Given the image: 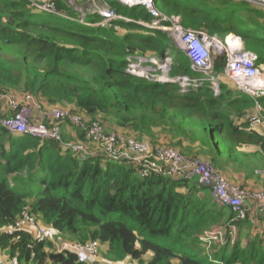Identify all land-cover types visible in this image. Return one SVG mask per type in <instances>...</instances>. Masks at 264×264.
Returning <instances> with one entry per match:
<instances>
[{"label":"trees","instance_id":"trees-1","mask_svg":"<svg viewBox=\"0 0 264 264\" xmlns=\"http://www.w3.org/2000/svg\"><path fill=\"white\" fill-rule=\"evenodd\" d=\"M37 1L0 0V95L40 94L63 111L75 107L83 113L81 120L83 115L89 117L86 125L103 126L111 118L119 127L142 134L158 122L176 126L190 136L191 145L199 147L185 154L207 162L228 184L233 183L231 166L249 179L255 163L264 162V133L251 128L249 121L236 125L250 110L264 118V96L252 99L224 87L218 97L209 89L180 96L175 84L154 83L126 72L132 57L165 53L166 34L139 24L154 20L142 6L102 0L126 20L101 26L96 13L81 22L68 0H44L53 5V12L38 9L33 4ZM155 7L164 15L179 16L184 30L222 40L229 34L240 37L244 49L256 56V64L264 66V9L251 10L247 4L225 0H158ZM243 10L255 29L240 18ZM225 64V56H213L216 72ZM178 75H194L187 57L173 66L172 76ZM25 98L28 105L35 102ZM179 116L188 130L203 128L189 133L177 124ZM60 134L62 143L101 149L72 123L62 126ZM62 143L12 135L0 126V264L13 258L18 264H89L67 250L57 251L55 244L91 241L99 243L101 259L112 263L214 264L206 252L207 232L227 239L233 227L249 222V216L264 224L257 199H247L234 211L203 201L201 186H192L188 178L142 176L131 161L115 162L99 153L82 160L84 153ZM245 146L258 147L260 153L243 155L240 149ZM240 187L264 194V189L248 184ZM25 208L51 229V239L39 242L34 228L8 229ZM262 243L240 248L237 241L226 264H264V253H257L263 250ZM103 246H107L104 251ZM211 251L214 255V246Z\"/></svg>","mask_w":264,"mask_h":264},{"label":"built area","instance_id":"built-area-1","mask_svg":"<svg viewBox=\"0 0 264 264\" xmlns=\"http://www.w3.org/2000/svg\"><path fill=\"white\" fill-rule=\"evenodd\" d=\"M244 1L258 2V4L264 6V0ZM125 2L129 5H142L147 9L154 18L151 24L152 26L146 25L149 28L161 31H167L172 28L174 32L178 33L179 37L176 39V44L179 46L182 53L191 61V69L195 73H202L210 77L207 80L213 83L214 86H217L214 76L212 75L208 58L209 49H215L214 43L217 42L216 37H208L203 32L184 30L180 24H178V17L161 14L155 8L154 0H126ZM33 4L43 11L53 12L54 10L53 5L44 0H38ZM97 14L103 18L99 23L101 26L107 25L113 20L120 18L108 8L99 9ZM172 23H174V26ZM255 60L256 57L252 53L244 52V55L240 57H228V65L226 68V74L234 80L238 88L254 98L264 95V74L261 72V68L256 66ZM151 61H156V59H152ZM159 61H161V59L157 60V62ZM137 62H139L140 65L141 60L138 59ZM166 65L168 64H161V66L156 67L155 70H161ZM137 66L136 63L132 62L128 65V68L132 73L146 76L144 69L136 70ZM155 70H151V72ZM168 81L177 83L180 91L185 93L201 87L205 79L178 76ZM23 102L24 105H21L19 102L17 106L12 109L15 112L13 116L0 119V126L12 135L24 134L33 138L52 139L62 143L60 129L58 127L43 123H29L23 115L25 111H28L30 114L38 111L42 112L41 106L36 102L28 105L27 98L23 99ZM25 106H29L30 109L25 110ZM60 114L73 125L80 126L81 129L86 132V138L101 148L99 149L95 146L94 150L86 149L85 151L81 144H77L80 146H72L70 143H62L65 147L70 148L74 152H83L84 155L82 156V160L86 155L99 153L115 162L122 160L131 161L142 176L155 174L163 177H170L172 179H183L192 175L197 177L199 184L210 185L209 188L211 189L214 200L221 206H229L232 207L234 211H238L240 207L244 205L246 199L252 198L254 200L257 199V202L261 203L264 207V194L260 195L256 192L250 193L237 186H230L225 178L217 173L208 163L201 162L192 156L184 157L180 152L171 148L147 145L143 140H139L134 136L126 135L124 137L122 134L104 133L98 122H92L86 125L85 120H81L80 117L69 114L68 111L60 109ZM37 120L42 121L43 119L37 118ZM258 120L264 126V118L260 117ZM22 227L34 228L38 234L39 242L51 239L52 237L51 229L47 226L37 224L36 216L30 213L29 208L23 209L15 225L8 227V229L12 231L15 228ZM214 235L219 236L220 233H209L207 237ZM56 250H67L73 253L79 262L89 264L101 262L99 256V243L96 241L86 243L59 242L56 245ZM8 264H18L17 259L13 258Z\"/></svg>","mask_w":264,"mask_h":264},{"label":"rangeland","instance_id":"rangeland-1","mask_svg":"<svg viewBox=\"0 0 264 264\" xmlns=\"http://www.w3.org/2000/svg\"><path fill=\"white\" fill-rule=\"evenodd\" d=\"M119 1L121 3H125L126 0H119ZM225 1L240 3L238 1H244V0H225ZM157 2H158V0L156 1V3ZM247 2L250 4V5H248V8L251 10L252 9L253 10H263L264 9L263 7H260L262 9H258V6H259L257 4L258 2H249V1H247ZM68 5L72 9H74L77 13H88V12H93L97 9L106 8L104 6L102 0H68ZM211 7L216 8L217 4H211ZM85 15H88V14H85ZM249 15L250 14L246 10H243L240 13V18L242 20H244L245 22H247L246 25L250 29H255L256 25L251 24L252 21L248 19ZM124 19H122V20L125 21ZM142 25H144V24H142ZM172 25L174 26V23H172ZM150 26H152V25H150ZM119 33L122 35V31H119ZM164 33H166V37L168 39V42L166 40V44L164 46L165 49L167 47V43H169V47L172 50H177L178 47L176 45V39L179 37L178 33L174 32V30H172V28L165 31ZM216 41L217 42L214 43L215 50H212L210 52L211 59H212V56L214 54H217V55L221 54V53H218L217 49H221V51L226 52V53L229 52L230 50H233V53H232L233 57H240V56L244 55V53H242V52H245V50L243 48V44L240 41V39L233 37V36H228V37H226L225 43H223V44L220 43V41L218 40L217 37H216ZM241 47H242V50H241ZM138 57H140V56H138ZM131 60H134L133 57L131 58ZM212 62H213V59H212ZM126 69H127V67H126ZM142 69L145 70L146 77L152 82H155V81L156 82H159V81L165 82V81L173 79L172 77H174V76H172L173 62L171 64L166 65L161 70H155L153 72H151L152 69L150 67H144L143 64H140V66L138 65L136 68V70H142ZM262 72L264 73V67H262ZM218 80L221 82V85H223L225 88H227L231 91H233V89L239 91L237 89L236 83L232 79H230L228 76L223 75ZM233 92H235V91H233ZM239 92H241V91H239ZM7 93L8 94L0 95V119H5L1 115L13 112L12 109L14 107H16L19 102L21 103V105H24L23 98L29 97V98L33 99L37 104H39L41 106V110H42V112L38 111V112H34L33 114H30L28 111L23 112V115L26 117V119L29 123L32 122V123L41 124V122L39 120H37V118H42L44 121L49 122L48 123L49 126L52 125L54 127H58L60 130H62V126L71 124V122L69 120L64 119L63 115L60 114V108H59L60 105L50 102L46 97H44L40 94H33V95L29 96L27 92H7ZM219 93L217 95H219ZM25 95H27V96H25ZM178 95H183V93L181 91H179ZM66 108H69L70 110H72V112L68 111L69 114L79 117L80 112H78L75 109V107L66 106ZM29 109H30L29 106H25V110H29ZM260 110H261V108H260ZM81 114H83V113H81ZM170 115L171 116L175 115V112L173 111ZM99 117H101V116H98V118ZM196 117H202V115H198ZM242 117L243 116L239 117V119L236 120L237 126H241L243 123H245V121H249L250 125L252 126L251 128H254L258 132L264 133V126L258 120L262 116L257 112V110L256 111L250 110L249 112H247L244 115L243 118ZM82 119L86 121L88 118L83 116ZM93 119L94 118H91L89 120H93ZM230 119H232V120L234 119L233 114H230ZM105 121L106 122L103 124V126L101 123L100 124H101L102 129L107 133L122 134V136H124V137L126 135L134 136V137L139 136L140 139H144L143 142L147 145L163 146V147L171 148V149H174V150H177L178 152H180L184 157H185V155H184L185 151H188L189 149H196V150L198 149L197 145H194V144L191 145V143H190L191 139H190L189 135L182 134L181 130L178 129L176 126H171L170 124L165 123V122L164 123L158 122L157 124L150 126L149 130L142 134L140 132L134 131L131 127H127V128L119 127L116 124V121L114 119L108 118ZM197 121L199 122V119H197ZM64 122H66V123H64ZM176 122H177V124L181 125V129H183L182 127H184V129L186 131H188L189 133H196L203 128V127L198 128L196 126H193L192 128H190L188 130L185 127V120L182 116H179V118L176 120ZM113 126H114V128H113ZM257 126H262L263 128L257 127ZM70 145L80 146V145L75 144L74 142H71ZM82 147L86 151V147L85 146H82ZM249 147H253V146L242 147L240 149L241 153L243 155H249L252 151ZM186 155L194 157V155H190V154H186ZM203 157H205V156H203ZM245 159H247V158L245 157ZM229 169L232 171V176H240L241 178L244 177L245 179L248 178V177H246L247 176L246 174L237 173V166H231ZM188 179L190 180L189 183L192 186L195 183H199L198 179L195 176L190 175V176H188ZM229 179L234 184L246 186V184L237 183L230 176H229ZM249 180H250V185H252L253 188L264 189V162L255 163L252 175L250 176ZM198 185L201 186V190H200L201 192H199V194L202 197H206V199H203V201L215 203L216 201L214 200V197L212 196L211 190L209 188L210 185L209 184H207V185L198 184ZM263 200H264V195H263ZM245 203H247L246 200L244 201V204ZM241 204H242V201H241ZM258 206L262 207L263 216H264L263 205L261 203H258ZM249 218L250 219H249V222L247 224H243L242 226L237 225L236 227H233L231 232H230V236L227 239H225L222 234L219 237L217 235L208 236V238L210 239L208 243H210V244H209L208 248H206V252H207L208 257L211 260V262H214V264H226L227 259L231 255L232 248L234 246H236L237 241H239V247L240 248H249V247H251V245H256L259 241L263 240L262 245L259 247V248H263V250L260 249L257 251V253L258 254H261L262 252L264 253V224L260 221H257L254 217L249 216ZM37 224L45 226L39 220H37ZM206 237L207 236H205L204 239H206ZM252 241H253V244H252ZM222 245H225L224 250L221 249ZM213 246H214V255L211 251V247H213ZM260 251H261V253H260ZM263 260H264V258H263ZM239 264H241V263H239ZM245 264H248V263L246 262Z\"/></svg>","mask_w":264,"mask_h":264},{"label":"clouds","instance_id":"clouds-1","mask_svg":"<svg viewBox=\"0 0 264 264\" xmlns=\"http://www.w3.org/2000/svg\"><path fill=\"white\" fill-rule=\"evenodd\" d=\"M156 1L157 0H154V6H155V4H156ZM238 2H240V3H242V4H247V5H250L247 1H238ZM249 2H253V1H249ZM125 5H127V6H130V7H132V6H142V5H129L128 3H124ZM258 4V3H257ZM259 6H258V9H262V8H260V7H263L264 8V6H262V5H260V4H258ZM144 9H146L144 6H142ZM156 8V7H155ZM157 9V8H156ZM99 9H97V10H95V11H93V12H88V13H78L80 16H81V22L83 21V17L84 16H86L85 14H93V13H96L97 14V11H98ZM147 10V9H146ZM158 10V9H157ZM159 11V10H158ZM160 12V11H159ZM82 14H84V15H82ZM162 14V13H161ZM98 15V14H97ZM164 15V14H163ZM99 16V15H98ZM119 16V15H118ZM171 16H174V15H171ZM100 18H101V21H102V17L101 16H99ZM120 18L118 19V20H122V19H124L123 17H121V16H119ZM152 17V16H151ZM174 17H178V19H179V21H178V24H180V17L179 16H174ZM153 18V17H152ZM124 20H126V19H124ZM100 21V22H101ZM99 22V23H100ZM140 25H142V24H144V25H142V26H144V27H146V28H148V29H150V30H153V31H161V30H156V29H151V28H149L148 26H146V25H151L152 24V22L151 23H139ZM181 26V25H180ZM191 31H193V30H191ZM161 32H165V31H161ZM196 32H200V31H196ZM204 33V32H203ZM166 34V33H165ZM208 36V35H207ZM228 36H233V37H236V38H238V39H240V41L242 42V40H241V38L240 37H238V36H235V35H233V34H229V35H227V36H225V38H224V40H222L221 38H219L218 36H212V37H217L218 38V40L220 41V43L221 44H223V43H225V39H226V37H228ZM208 37H210V36H208ZM168 40V39H167ZM242 44H243V42H242ZM177 45V44H176ZM177 47H178V49L177 50H172L170 47H169V43H167V47H166V49H165V53H163L162 55H153V56H149V57H143V56H140V57H138V56H136V57H133V59L134 60H131V61H129V63L127 64V69H126V72L127 73H130L131 75H134V76H136V77H140V78H143V79H146L147 81H150L149 79H147V77L146 76H142V75H140V74H136V73H132V71H130V69L128 68V65L130 64V63H132V62H134V63H136L137 61H138V59H140L141 60V62H140V64H143V66L144 67H150L152 70H155V68L156 67H159V66H161V64H171L172 62H173V66L175 65V63H176V61H177V59H181V58H184V57H187L186 55H184L183 53H182V51L179 49V46L177 45ZM244 48V47H243ZM212 50H215V49H209V53H208V58H209V63H210V65H211V70H212V75L214 76V79H215V82L217 83V86H214V84L213 83H211L209 80H207L208 78H210V77H207V76H205L204 74H202V73H195L192 69H191V65H192V63H191V61L188 59V61H189V63H190V69H191V71L194 73V75L193 76H190V77H198V78H200V79H205V81H204V84L201 86V87H199V88H197V89H195V90H191V91H189V92H192V91H198V90H200V89H209V90H211L212 92H213V94H214V97H218L219 95H220V93H221V90H222V88L221 87H224L223 85H221V82L218 80V79H220V77L221 76H223V75H226V76H228L227 74H226V68H227V65H228V57H231L232 56V53H233V50H230L229 52H223V51H221V49H217V51H218V53H221V54H218L219 56H225V58H226V64H225V67H224V69L221 71V72H216L214 69H213V62H212V59H213V56L215 55H213L212 56V59H211V54H210V52L212 51ZM241 50H242V47H241ZM245 50V49H244ZM179 52H181V55L179 54ZM245 52H247L246 50H245ZM177 53L179 54V56L177 57ZM242 53H244V52H242ZM217 55V54H216ZM255 56V55H254ZM180 57V58H179ZM256 57V56H255ZM188 58V57H187ZM152 59H156V61H151ZM161 59V61H159V62H157V60H160ZM211 60V61H210ZM256 61H257V58H256V60H255V64H256ZM137 65H139V62H137L136 63ZM140 66V65H139ZM256 66H258V67H260L261 68V72H262V67H264V66H262V65H257L256 64ZM263 73V72H262ZM264 74V73H263ZM178 76H189V75H178ZM178 76H174V77H172V78H177ZM229 77V76H228ZM217 78V79H216ZM230 78V77H229ZM231 79V78H230ZM233 80V79H232ZM234 81V80H233ZM150 82H152V81H150ZM154 83H160V84H175V85H177V93L180 91V89H179V86H178V84L177 83H172V82H169V81H165V82H154ZM237 85V84H236ZM225 88V87H224ZM216 89H217V91H216ZM227 89V88H226ZM237 89L239 90V91H241L239 88H238V86H237ZM229 90V89H228ZM233 91H237V90H234L233 89ZM238 91V93L239 94H242V95H248V94H246V93H244V92H239ZM189 92H185V93H183V95H185L186 93H189ZM220 92V93H219ZM219 93V95H217ZM244 93V94H243ZM183 95H180V96H183ZM249 97H251L252 99H258L259 97H261V96H259V97H256V98H254V97H252V96H250V95H248ZM262 96H264V95H262ZM260 107L258 106V109H259ZM258 127V126H257ZM262 127V126H261ZM263 128V127H262ZM9 134H11L10 132H9ZM185 156H189V155H186V154H184ZM193 157V156H192ZM194 158H196V159H198V160H200L201 162H204L205 163V161H202L201 159H199L198 157H195L194 156ZM207 163V162H206ZM197 178V177H196ZM199 184V183H198ZM230 186H237V187H239V188H241L240 187V185H237V184H233V183H231V184H229ZM242 189V188H241ZM211 190V189H210ZM246 191H249L250 193H252V192H255L254 190H251V188H246L245 189ZM248 199H252V198H248ZM252 200H254V199H252ZM246 202H247V199H246ZM257 202V201H256ZM217 203V202H216ZM221 206V205H220ZM261 209V208H260ZM261 211H263V210H261ZM37 217V216H36ZM210 232H207L206 233V235L205 236H207L208 234H209ZM213 233V232H212ZM214 233H217V232H214ZM221 235V234H220ZM219 235V236H220ZM218 236V237H219ZM206 242H209V238L208 237H206V239H204ZM101 258V257H100ZM102 260V259H101ZM112 263V262H111ZM100 264V263H99ZM112 264H118V263H112Z\"/></svg>","mask_w":264,"mask_h":264},{"label":"crops","instance_id":"crops-1","mask_svg":"<svg viewBox=\"0 0 264 264\" xmlns=\"http://www.w3.org/2000/svg\"><path fill=\"white\" fill-rule=\"evenodd\" d=\"M124 34V33H122ZM179 54L181 55V52H179ZM179 54L177 53V57L179 56ZM235 93H238V91H235ZM239 94V93H238ZM82 115V114H81ZM84 117H86L85 115H83ZM89 118V117H88ZM114 128V126H113ZM199 150V147H197ZM252 151L250 154H254V153H260V149L258 147H249ZM196 150V149H194ZM232 179H234V181H236L237 183H243V184H248V186L252 187V185H250V180L247 178L245 179L244 177H240V176H231ZM58 242H56L55 247L57 245ZM107 248V246H103L101 247V250L104 251ZM100 264H112L111 262L105 261V260H101ZM128 264V263H126Z\"/></svg>","mask_w":264,"mask_h":264},{"label":"bare ground","instance_id":"bare-ground-1","mask_svg":"<svg viewBox=\"0 0 264 264\" xmlns=\"http://www.w3.org/2000/svg\"><path fill=\"white\" fill-rule=\"evenodd\" d=\"M194 56H195V53H194Z\"/></svg>","mask_w":264,"mask_h":264}]
</instances>
